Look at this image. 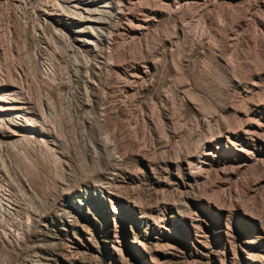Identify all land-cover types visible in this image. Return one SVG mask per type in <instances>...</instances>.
Instances as JSON below:
<instances>
[{
  "label": "rangeland",
  "instance_id": "rangeland-1",
  "mask_svg": "<svg viewBox=\"0 0 264 264\" xmlns=\"http://www.w3.org/2000/svg\"><path fill=\"white\" fill-rule=\"evenodd\" d=\"M110 1L0 0V264H264V0Z\"/></svg>",
  "mask_w": 264,
  "mask_h": 264
},
{
  "label": "bare ground",
  "instance_id": "bare-ground-1",
  "mask_svg": "<svg viewBox=\"0 0 264 264\" xmlns=\"http://www.w3.org/2000/svg\"><path fill=\"white\" fill-rule=\"evenodd\" d=\"M95 0H46L45 4H43L42 6H40L38 9V13L40 14V17L43 18L44 21H46L47 19H50L52 20L56 25L60 26V27H65V25L67 26H70V25H76L77 23H82L84 26L79 28L78 26V29L75 27V29L72 30V33L73 35L71 36V39H72V42L73 44L78 47V48H88V47H91L95 41V35L93 33V30L95 31V29L97 27H95L96 25V22L95 20H93L91 18V9H89V6H91V2H93ZM113 1V0H112ZM110 1V3L112 2ZM120 1V0H119ZM123 1V0H122ZM188 1V0H187ZM42 2V1H41ZM97 2V1H96ZM117 3V1H115ZM186 3V2H185ZM123 4V3H122ZM70 7V10L73 8V9H84V13L87 14L88 18H87V21H80L78 20L77 18V15H76V18H72V17H68V16H65V7ZM102 5V4H101ZM118 5V4H117ZM126 5V4H125ZM37 6V5H36ZM97 6V5H96ZM100 6V5H99ZM105 6V5H104ZM116 6V5H115ZM127 6V5H126ZM109 7V6H108ZM121 7V6H120ZM124 7V6H123ZM118 9V8H117ZM66 10V9H65ZM68 10V9H67ZM66 10V11H67ZM94 10V8L92 9V11ZM99 10V9H98ZM107 10V9H105ZM120 10V9H119ZM76 11V10H74ZM73 11V12H74ZM80 11V10H79ZM78 11V12H79ZM101 11V9H100ZM118 11V10H117ZM72 12V14H73ZM78 12H75V13H78ZM103 12V11H102ZM111 12V11H110ZM116 12V11H114ZM124 12V11H123ZM96 13V12H95ZM121 13V12H120ZM85 14V15H86ZM94 14V13H93ZM102 14V13H101ZM113 14V13H111ZM116 14V13H115ZM66 15H69L68 13ZM80 15V13H79ZM108 15V14H107ZM106 15V16H107ZM114 15V14H113ZM123 15V13H122ZM105 16V14H104ZM115 16V15H114ZM39 17V19H40ZM74 17V16H73ZM79 17V16H78ZM98 17V16H97ZM96 17V18H97ZM102 17V16H101ZM99 18V17H98ZM109 18V17H108ZM86 20V19H85ZM103 20V19H102ZM105 20V18H104ZM49 21V20H48ZM98 21H101V19H99ZM47 22V21H46ZM103 23V22H102ZM238 23V22H237ZM191 25V24H190ZM97 26V25H96ZM106 26V25H105ZM99 27V26H98ZM194 26L191 25L190 28H192ZM189 28V27H188ZM88 29V30H87ZM196 29V28H195ZM190 30V29H188ZM200 30V29H199ZM56 31V29H55ZM62 31V30H61ZM97 31H99L97 29ZM194 31V30H193ZM197 31V30H196ZM100 32V31H99ZM190 32V31H189ZM192 32V31H191ZM190 32V34H191ZM205 32V31H203ZM57 33V32H56ZM81 33H87L88 35L84 36V35H81ZM96 33V32H95ZM199 33V31L197 32ZM197 33H193L194 37L197 36ZM64 34V31L63 33ZM97 34V33H96ZM100 35V33L98 34ZM192 35V36H193ZM203 35V34H202ZM206 35V34H205ZM204 35V36H205ZM59 36V34L57 35ZM63 36V35H62ZM62 36H60L62 38ZM65 36V35H64ZM63 36V37H64ZM101 36V35H100ZM200 36V35H199ZM206 37V36H205ZM193 38V37H192ZM195 39V38H194ZM203 39V38H202ZM199 40V39H198ZM201 41V40H200ZM98 42V41H97ZM199 42V41H198ZM72 44V46H73ZM95 45V44H94ZM95 47V46H94ZM76 49V48H75ZM85 50V49H84ZM10 99V98H9ZM14 99V97H13ZM12 99V101H13ZM18 100V99H17ZM12 101H7L5 100V98L3 97L2 94H0V122H5L7 123L10 127H14V128H19V127H29L31 125L29 124H20V122H18L16 119H19L18 115H17V111H19V107H17L18 105L15 104V102H12ZM20 106V105H19ZM24 107V106H23ZM8 113V114H5L3 115L2 113ZM26 112V110H25ZM23 114V113H22ZM24 116V115H23ZM18 117V118H17ZM26 118V117H25ZM22 121V120H21ZM26 122V121H25ZM3 125V124H2ZM12 131V130H11ZM10 131V132H11ZM13 132V131H12ZM41 133V132H40ZM43 133V131H42ZM43 140V139H42Z\"/></svg>",
  "mask_w": 264,
  "mask_h": 264
}]
</instances>
